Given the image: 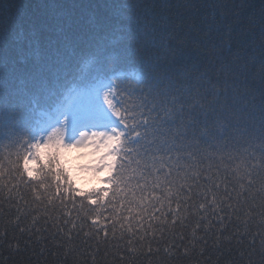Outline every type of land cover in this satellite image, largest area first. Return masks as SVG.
Returning a JSON list of instances; mask_svg holds the SVG:
<instances>
[{
	"label": "trees",
	"instance_id": "16d2710c",
	"mask_svg": "<svg viewBox=\"0 0 264 264\" xmlns=\"http://www.w3.org/2000/svg\"><path fill=\"white\" fill-rule=\"evenodd\" d=\"M119 72L123 75L116 79ZM109 78L119 86L123 103L114 112L126 128L138 89L159 85L189 134L219 127L224 119L255 133L251 150L256 155L250 159L256 163L264 155L256 147L264 138V0H0V153L4 142L19 134L23 170L36 144L32 133L39 113L61 103L71 89L90 95L92 85ZM36 160L34 180L52 175L71 182L56 148L45 162ZM65 211L59 223L67 231L73 228L75 210ZM15 215L5 207L0 216L5 244L20 235L12 224ZM30 219L21 217L20 223ZM46 219L36 223L43 227ZM231 232L230 226L220 233L221 244L232 246L231 253L217 249L223 252L220 264L236 251L235 236L224 240ZM100 235L107 240L106 233ZM81 237L83 231L77 242ZM85 239L83 264L91 262L88 252L98 249L99 260L109 251L107 243Z\"/></svg>",
	"mask_w": 264,
	"mask_h": 264
},
{
	"label": "clouds",
	"instance_id": "9594fccd",
	"mask_svg": "<svg viewBox=\"0 0 264 264\" xmlns=\"http://www.w3.org/2000/svg\"><path fill=\"white\" fill-rule=\"evenodd\" d=\"M138 92L129 115L121 114L127 128L103 183L81 186L52 175L34 180L18 159L19 134L4 142L0 216L5 207L14 210L20 235L5 244L7 232L0 230V264H83L81 242L92 237L109 251L99 260L98 249L88 252L90 264H220L217 249L232 252L220 242L230 226L224 240L235 236L236 251L223 264H264V155L250 159L255 133L224 119L189 134L165 88L154 84ZM256 147L264 149V138ZM69 208L76 235L59 223ZM21 217L31 219L21 224ZM41 217H48L43 227L36 223Z\"/></svg>",
	"mask_w": 264,
	"mask_h": 264
},
{
	"label": "rangeland",
	"instance_id": "374dc122",
	"mask_svg": "<svg viewBox=\"0 0 264 264\" xmlns=\"http://www.w3.org/2000/svg\"><path fill=\"white\" fill-rule=\"evenodd\" d=\"M114 88V83L106 82L94 91L89 101L84 102L79 99L77 102L76 95L72 93L65 98L62 106L55 108L53 114L40 113V128L35 135V156L44 162L49 150L56 148L71 182L81 186L103 183L102 174L111 170L120 133L125 129L111 117H98L90 111L100 106L112 109ZM94 101L96 104L92 105ZM70 117H73L72 123L64 127L62 120ZM24 168L29 177L36 176L37 164L33 154L29 155Z\"/></svg>",
	"mask_w": 264,
	"mask_h": 264
}]
</instances>
